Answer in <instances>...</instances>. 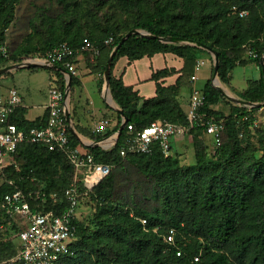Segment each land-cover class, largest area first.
Wrapping results in <instances>:
<instances>
[{"label":"trees","instance_id":"16d2710c","mask_svg":"<svg viewBox=\"0 0 264 264\" xmlns=\"http://www.w3.org/2000/svg\"><path fill=\"white\" fill-rule=\"evenodd\" d=\"M18 1L0 0V28L10 24ZM120 3L131 5L137 0H120ZM154 3L151 11L140 12L124 33L108 30L99 36L87 34L84 40L76 32L66 37L63 32L50 30L42 44L23 41L14 48H10L0 34V43L7 48L6 55H0V67L29 57H44L52 47L66 42L81 49L88 66L99 73L101 89L111 49L127 31L138 28L155 36L191 39L217 51V73L227 84L232 79L234 66L243 64L239 53L242 45L249 41L252 49L249 59L256 63L260 74L240 95L252 102L264 100V71L260 62L264 53V31L261 33L264 21L258 10L264 7V0H180L178 9L177 0ZM232 10L235 12L230 15ZM241 10L248 13L240 15ZM49 20L53 24L54 18ZM109 37L111 40L105 42ZM86 44L90 46L83 49ZM166 51L188 61L193 60L198 51L209 53L193 44L162 42L139 32L131 33L114 54L110 66L112 98L128 118L119 138L110 147L84 145L68 132L72 146L82 147L96 161L110 163L112 168L89 190L79 183L80 202L87 197L95 202V228H89L77 215L73 219L75 234L71 252L57 264H264V133L258 139V156L247 155L239 138L241 120L244 119L243 123L253 120L257 106L231 101L227 112L213 108L211 105L227 98L210 76L203 85L204 103L200 110L203 117L220 119L224 124L212 154L207 155L205 145L197 138L196 162L192 165H181L173 153L164 155L159 147L150 153L120 154L128 123L142 128L153 120L166 119L186 124V133L206 131L205 125L189 121L180 106L177 93L181 78L170 85L158 81L172 73L171 69L152 73L156 94L147 98L112 73L115 61L122 55L136 59ZM57 64L68 71L63 63ZM48 69L55 72L50 76V84L65 91L66 73ZM69 73L72 91L80 82L72 71ZM110 115H114L109 117L115 120L109 119L111 123L114 121L113 125L104 133L85 131L75 124L76 130L99 140L116 130L122 121L119 112L111 109ZM46 118L47 113L40 119L28 121L16 108L7 121L28 130L43 125ZM10 158L14 162L0 169V257L16 252L17 244L9 235L13 231L16 237L20 229L15 218L2 207L4 194L19 188L32 211L54 209L59 213L68 205L64 192L75 172L62 149L50 150L42 143L29 140L19 142ZM170 228L174 229L172 241L166 239Z\"/></svg>","mask_w":264,"mask_h":264},{"label":"built area","instance_id":"2783aa9c","mask_svg":"<svg viewBox=\"0 0 264 264\" xmlns=\"http://www.w3.org/2000/svg\"><path fill=\"white\" fill-rule=\"evenodd\" d=\"M239 13L243 15L246 11L241 10ZM110 40L111 37L105 42ZM89 46L90 44H86L83 49ZM95 51L97 52L96 49ZM6 52V46L0 43V55H6ZM79 55H82L81 49L61 42L52 47L44 57L34 56L21 61L40 58L56 64L61 62L67 67V72H74ZM203 103L204 94L196 88L192 89L186 117L189 121L205 125L206 131L216 141H219V134L224 129L223 121L213 117H203L200 110ZM20 104L21 96L16 87L10 86L5 92L0 85V169L14 162L10 156L15 152L18 143L29 140L34 143H42L50 150L62 149L74 165L75 172L72 182L64 192L68 205L59 213L54 209L32 211L29 202L24 198V193L19 188L4 194L1 202L2 207L6 213L15 218L20 229L16 236L19 238L16 252L8 257H0V264H57L62 257L71 252L70 244L75 234L73 219L77 216V206L80 204L79 183L81 182L86 190L91 189L108 175L112 165L96 161L94 156L85 152L82 147L70 144L69 124L65 117V91L50 84L46 104V121L43 125L33 126L28 130L21 129L14 122L7 121L9 115ZM110 125L109 119H101L93 131L101 132L103 128ZM186 131V124L166 119L153 120L142 128H135L132 123H128L120 154L150 153L155 147H159L164 155H170L173 153L174 141ZM114 132L115 130L102 137V146L110 147L117 141L110 139ZM3 156H6L7 159L4 160ZM9 183L12 181L9 180ZM53 196L55 194H52ZM142 222L145 223V219H142ZM173 234L174 229L170 228L166 239L172 241Z\"/></svg>","mask_w":264,"mask_h":264},{"label":"rangeland","instance_id":"374dc122","mask_svg":"<svg viewBox=\"0 0 264 264\" xmlns=\"http://www.w3.org/2000/svg\"><path fill=\"white\" fill-rule=\"evenodd\" d=\"M164 0H137V3L131 5L121 4L120 0H64L60 3L59 0H19L16 3L15 13L12 21L4 28H0V34L4 36V40L8 43L10 48L18 46L23 41L26 42H40L42 44L47 37L48 33L53 30L54 33L63 32L67 36H71L75 32L83 37L85 40L87 34L99 36L103 32L116 30L119 33H124L125 28L132 24L133 20L137 18L140 12H150L151 9ZM175 0H171L174 2ZM175 5L177 9L180 7V0ZM139 2V9L137 8ZM261 12V20L264 21V7H258ZM248 13V10H245ZM233 15L235 11L232 10ZM142 13V14H143ZM229 15V14H228ZM229 15V16H230ZM50 18H54L53 24H50ZM264 25V22H263ZM133 29V28H132ZM264 29L261 31V33ZM261 39V37H259ZM250 42H245L239 53V60L243 64H237L232 69V79L229 83H223L218 73L216 80L221 88L229 89L235 96L241 98V92L247 88L248 84L259 79L260 71L255 62L249 59L252 49H250ZM200 57H206L207 53L203 51L197 52ZM209 58L213 66L212 53L209 51ZM39 70L41 74L50 73L52 76L55 72L48 68H34ZM191 69V68H190ZM198 79L195 81L198 89L207 79V70L202 66L200 70L196 71ZM10 74V75H9ZM214 75V73H212ZM89 81V86L93 90H97V85L94 80L93 74L85 75ZM103 76V74H102ZM40 80L42 75L39 76ZM17 75L14 77L9 72L0 74V84L3 88L4 85L18 84ZM3 85V86H2ZM111 91L110 87L107 88L105 96H109ZM112 96V95H111ZM97 101L102 102V99L95 95ZM227 98V97H226ZM229 98L221 100V105L226 109L231 108V100ZM111 104L110 108L115 110V106L119 107L114 99H109ZM261 102V101H260ZM235 103V102H234ZM81 104H84V99L81 98ZM238 104V103H236ZM105 105V104H104ZM240 105V104H239ZM251 106V105H249ZM258 108L253 113V120H241L239 126V138L244 152L247 155L258 156L260 154L257 150L259 136L264 133V104L257 106ZM109 109V107H108ZM229 110V109H228ZM227 112V111H225ZM199 139L205 145V151L209 156L212 154L218 145L214 137L207 131L199 133L187 132L176 138L173 144V155H175L179 163L183 166L192 165L196 162L197 151L195 148V139ZM6 160L7 157L3 156ZM1 183V177H0ZM76 214L83 220L89 228H95L94 215H95V202L89 198L83 199L77 206ZM11 240L16 244L19 243V238L13 236V231L10 235Z\"/></svg>","mask_w":264,"mask_h":264},{"label":"crops","instance_id":"0c3cea01","mask_svg":"<svg viewBox=\"0 0 264 264\" xmlns=\"http://www.w3.org/2000/svg\"><path fill=\"white\" fill-rule=\"evenodd\" d=\"M202 66H205L207 70V79L210 76L213 77V66L209 58V53H207L206 57H200V55L196 53V57L193 60L188 61L182 56L166 51L155 52L151 55L146 54L136 59H129L127 56L122 55L115 61L112 73L115 76H120L126 85H131L134 90H137L140 96L147 98L156 94V81L152 79V73L163 68L171 69L173 71L172 73L161 77L158 81L163 85H170L174 84L178 77L181 78V86L179 87V91L177 93V99L182 109L187 111L192 89L196 88L203 94L202 89L205 82L199 89L195 85V81L198 79L196 71L200 70ZM33 69L34 68H19L8 71L14 77L17 75L18 84L2 85L5 92H7L10 86H14L18 89L21 96V104L17 108L18 111H22L23 117L28 121L40 119L46 114L48 88L50 86L51 76L50 73L41 74L39 70ZM88 73L90 75L93 74L97 90H93L89 86L88 83L90 80L86 81L87 77L85 75H88ZM73 74L80 82V84L73 87L72 91L70 89L69 111L75 130V124L85 129V131H93L95 125L101 119L106 118L115 120V118L109 117L114 116L110 115L111 104L109 99L111 98V94L109 93L110 98L109 96H105L107 88L104 87L103 84L101 89L99 88V73L95 72L88 66L82 55L78 56L76 61V70ZM40 75H42L41 80L39 78ZM95 95L100 97L102 102L97 101ZM81 98L84 99V104H81ZM211 106L216 109H222L224 112L229 109H226L223 105H221V102ZM73 110L74 113L72 112ZM113 122L114 121L111 123L112 125ZM110 127L111 126L103 128L101 133H104ZM76 132L80 138L84 140L90 139L77 130Z\"/></svg>","mask_w":264,"mask_h":264},{"label":"water","instance_id":"95a60500","mask_svg":"<svg viewBox=\"0 0 264 264\" xmlns=\"http://www.w3.org/2000/svg\"><path fill=\"white\" fill-rule=\"evenodd\" d=\"M133 32H139V33L144 34L146 36L156 37L162 42L193 44L196 46H200L206 50H209L212 53V58H213V73H214V75L212 77L213 82L215 83L217 88L227 98H229L231 101L238 103V104H246V105H251V106H260V105L264 104V100L261 102H252L250 100H244V99L238 98L229 89L221 88L218 85V81L216 80V76H215V75H217L218 63H219L217 51L212 50L210 47H208L207 45H205L203 43L194 42L191 39H183L181 37H176V36H155L154 34H151L150 32H148L146 30L138 29V28H133V29H130L129 31H127L111 49V51L108 55V58H107L105 70L103 72V83L102 84L104 87L109 89L110 66H111V62H112L114 54L116 53V51L118 50L120 45L124 42V40ZM260 62L262 64V70L264 71V53L261 56ZM31 67L52 68V69H56V70H62L63 72L67 73L68 80H67V85L65 88V117H66V120L68 121V124H69V130L81 142H83L86 145H101V141L103 140V138H101L99 140H93V139H88V140L85 139L84 140V139L80 138V136L77 134V132L73 126V123L71 121L70 111H69V100H70V84H69V81H70L71 74L69 72H67L64 68H62L60 65H58L54 62H51L49 60L40 59V58L39 59H32V60H25V61H20V62H13V63L7 64L3 67H0V74L7 72V71H10V70H13V69L31 68ZM115 110L120 113V115L122 117V121L119 124L118 128L115 130L114 135L110 136V139H112L114 141L119 138V136L122 132L123 126H124L125 122L128 120V118L124 115L123 111L119 107L115 106ZM104 139H106V138H104Z\"/></svg>","mask_w":264,"mask_h":264}]
</instances>
